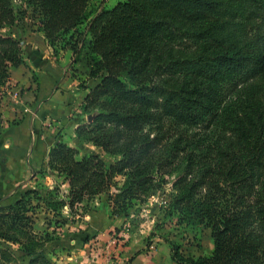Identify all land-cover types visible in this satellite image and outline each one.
Listing matches in <instances>:
<instances>
[{"label":"trees","instance_id":"16d2710c","mask_svg":"<svg viewBox=\"0 0 264 264\" xmlns=\"http://www.w3.org/2000/svg\"><path fill=\"white\" fill-rule=\"evenodd\" d=\"M27 1L49 43L60 40L74 61L88 36L97 81L83 111L97 110L76 134L120 158L78 157L57 141L46 167L67 191L28 187L0 204V264H57L44 251L56 228L35 230L38 207L53 216L67 207L81 218L106 193L110 214L127 215L156 177L174 172L169 213L208 227L212 247L193 256L169 242L171 259L264 264V0H122L93 14L89 0ZM14 20L11 1L0 0V27ZM23 62L18 41L0 34V85ZM241 90L249 95L232 107L226 97Z\"/></svg>","mask_w":264,"mask_h":264},{"label":"rangeland","instance_id":"374dc122","mask_svg":"<svg viewBox=\"0 0 264 264\" xmlns=\"http://www.w3.org/2000/svg\"><path fill=\"white\" fill-rule=\"evenodd\" d=\"M10 1L14 8L15 20L11 24L0 27V34L12 36L18 41L24 62L10 67L8 78L0 85V135L7 129V125L15 124L25 113H28V118L34 123L40 120L41 132L55 136L56 140L44 150L41 162L32 166L34 168L30 175L16 173L15 179L12 176L7 177L5 164H8L7 160H10L9 164L15 162L16 158L10 157L6 152L0 153V204L2 205L12 202L28 187L36 186L43 193L45 188L57 185L60 191H67L68 184L63 180L62 175L46 167L50 148L57 141L76 148L78 157L93 152L102 157L107 164H112L120 158L119 153L107 152L86 139L78 138L75 129L74 135L65 131V126L59 119L63 111H65L63 114L65 117L75 112L83 113L86 118L84 122L93 118L97 109L94 108L90 112L83 111L85 95L77 99L80 100L79 102H74L67 108L57 109L48 99H45L49 97L50 91L42 89L40 96L44 99L39 100L35 97V99L26 100L28 105L21 107L19 114L15 112L11 115L12 118L5 120L6 111L20 100L23 91L29 89L32 83L37 90L42 83H40L41 73L30 59V54L38 57L42 55L44 59H51L54 63L61 60L62 66L72 80L71 86L79 87V91L87 93L89 87L97 81V78L89 75L93 53L88 46V36L80 50L79 60L74 61L75 55L73 56L72 50L68 47L61 48L60 40H55L52 45L49 43L42 30L40 13L32 4L27 0ZM118 1L122 0H89L87 9L93 14L100 7L110 8ZM83 26L84 24L78 28ZM37 48L41 51L40 53L37 52ZM81 59H84V67H80ZM15 73L22 76L27 74V78L14 80L11 76ZM15 92H17L16 95ZM248 93L241 90L226 98H230L232 107H236L249 95ZM258 93L263 95L262 90ZM194 130L198 128L191 127L190 131ZM68 134L70 135L67 138ZM213 137L220 138V133ZM70 138H74L75 141L70 143ZM214 141L215 139L211 138L205 140L210 143ZM39 169L41 171H38ZM175 178V172L156 177L147 198L142 203L135 204L127 215L110 214L106 193H100L91 199L88 202L89 210L81 218L78 215H70L67 207H64L61 215L58 216H53L52 213L46 214L41 207H38L34 213L35 230L50 231L53 227L56 228L55 232H52L54 238L45 244L46 255L57 264H127L144 249V246L140 248L141 245L149 246L153 242H160L158 239L168 245L169 242L180 244L181 251L186 255L197 256L200 253H208L212 247L210 229L200 224L190 225L179 222L176 214L169 213L167 209V203L174 194ZM10 246L17 255L21 254L16 245ZM18 260L27 262L24 257H19Z\"/></svg>","mask_w":264,"mask_h":264},{"label":"crops","instance_id":"0c3cea01","mask_svg":"<svg viewBox=\"0 0 264 264\" xmlns=\"http://www.w3.org/2000/svg\"><path fill=\"white\" fill-rule=\"evenodd\" d=\"M37 52L40 53L41 51L37 48ZM29 56L41 73L40 83H42L37 90L34 89L35 85L33 83L29 89H25L19 98L20 100L6 111L5 120L10 117L12 118L11 115L15 112L19 114L22 110L21 107L28 105L26 100L35 99V97H38L39 100L44 99L40 96L42 89L50 91L49 97L45 99H48L57 109L59 107L67 108L73 105L74 102H79L78 98H83L86 92L79 91V87L71 86L72 80L69 78L66 69L62 66L61 60L54 63L51 59H44L42 55L38 57L30 54ZM79 64L80 67H84V59H81ZM11 77L14 80H22L27 78V74L26 76H22L15 73ZM63 114L59 116V119H61L62 124L65 126V131L74 135L73 130L78 124L85 121V116L81 112L71 113V116L67 117ZM28 117V113H25L15 124L7 125V129L3 130L0 135V153L6 152L10 157L16 158L15 162L9 164L10 160H7L8 164H5V166L7 165L5 168L7 177L12 176L13 179H15L16 173L30 175L34 168L32 166L41 162L44 150L56 140L55 136L47 135V133L40 131L41 124L39 119L37 123H34ZM69 135H67V138ZM70 140V143L75 141L74 138H70ZM33 148H35L34 151ZM158 241L160 242H153L149 246L141 245L140 248L144 246V249L137 253L127 264H177L171 259L169 245L161 242L160 239Z\"/></svg>","mask_w":264,"mask_h":264},{"label":"built area","instance_id":"2783aa9c","mask_svg":"<svg viewBox=\"0 0 264 264\" xmlns=\"http://www.w3.org/2000/svg\"><path fill=\"white\" fill-rule=\"evenodd\" d=\"M15 95L17 94V92L14 93Z\"/></svg>","mask_w":264,"mask_h":264},{"label":"water","instance_id":"95a60500","mask_svg":"<svg viewBox=\"0 0 264 264\" xmlns=\"http://www.w3.org/2000/svg\"><path fill=\"white\" fill-rule=\"evenodd\" d=\"M91 116H89V118H90Z\"/></svg>","mask_w":264,"mask_h":264}]
</instances>
